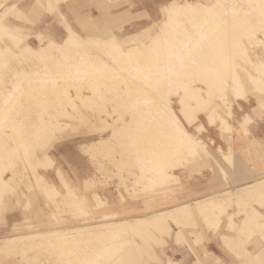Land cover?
<instances>
[{
    "label": "rangeland",
    "instance_id": "1",
    "mask_svg": "<svg viewBox=\"0 0 264 264\" xmlns=\"http://www.w3.org/2000/svg\"><path fill=\"white\" fill-rule=\"evenodd\" d=\"M32 1L33 0H0V5H1L0 6V19L3 18L2 22H5V23L10 22L13 24H17V25H19V27H20L19 29L21 31L20 37H19V39H17L18 48L20 49V53H18L19 54L18 63L21 65V66L20 65L19 66H20V77H22V84H21L22 86L19 87V91L17 93H18V95L20 94L19 97L20 96L21 97L17 99L18 102L16 101L17 102V103H15L16 106H14L11 109V111L15 110V113H21V115L24 116V117H22L19 114H17L19 116L15 115L16 118L17 117L21 118V120H20V118L19 119L15 118L17 121H19L18 123H20V125L14 119H12V122H10V123L7 122L5 124L6 125L5 129H7V132H5L4 131L5 129L3 128V127H5V125L2 126L3 133L5 132L2 135H5L6 137H8V138H6L7 141H9L10 138H12L11 142L12 141L13 142L11 143L9 141V144H8V142L5 140V137H4V139L2 138L4 141L1 139L2 145L4 146L5 141H6L8 146L5 145L7 147H2L3 149L1 148V150H0V154L1 153L4 154L3 155L4 158L2 157L0 159V169H2V170H0V175L3 174V176L10 177V176H12L13 172L15 171V174H16L15 176L19 181V185H17V186L15 185L14 188L10 187V183L0 186V213H1L0 214L1 215L0 216V237L13 236V235L18 234V233H32V232H36L39 230L54 229V228L59 227V226H61V227L78 226V225L86 224V222H92V221L102 222L105 220V216H104L105 212H107V211L121 212L122 205L124 203H128V201H131V200L137 201L139 199H142V202H143L146 199H148L149 197L161 198L164 193H167V194L170 193L171 194L173 192L180 191L181 190L180 183L177 182L176 178H170V179L168 178L167 183H164V184H162L160 182H157L156 184H152L151 182H149L145 179L141 180V178H140L142 172L145 169V166H146L148 160H150V158H152V157H155V155H156L155 151H157V153H158V151L161 150L162 148L166 149L167 147L170 148V146H171L168 144L171 143L170 141H172V137L169 138L168 136L170 135V132H171L170 130L172 127V122H173L171 119L172 117L169 114V112H167V114H165L166 112L164 114L161 111L157 112L162 108L160 103H158V100H159L158 96H162V94H164L163 91H165L167 93L170 91V93H168V94L171 95L172 100H173V102L171 103L172 107L174 108V110L176 111V113L178 114V116L180 117L182 122L187 126L188 130L193 135L202 137L209 144V146L213 152H216L217 148L220 145V147H222V149L229 154V160L226 163L224 162V165H225V168L227 171V182L231 186L240 185V183H242V181H243L242 178H244L245 174H244V172L242 173L240 171V169L241 168L246 169V167L249 168L254 164V161H255L254 155L255 154L253 152V149H254V145H255V127H260L257 123L260 122L261 120H264V114H263L264 113V99H262V98H264V82L262 81V80H264L263 79V77H264V66H263L264 65V63H263L264 62V52L262 51V49L260 47V42H258L259 39L260 40L262 39V41H264V21H262V19L264 18V9H261L264 7V0H260L261 4L257 3L258 0H255V2H254V0H247L248 2L246 0H226V2L224 1V4L226 3L227 5L226 4L224 5L222 2H220L221 4L218 3L217 5L214 6L215 10L212 9L213 11H210L211 15L208 16V19L210 17V19H212V21H214V23L216 21L220 22V20H222L224 18L227 19V20H222L221 21L222 23L220 26H221V28H223V29L226 28L228 30L229 34L227 33V40L228 39L229 40L227 42L228 43L227 45H229V44L230 45L228 46V49H227L228 53L226 54L227 56L225 59L222 60L221 57L215 56L213 58V60L218 57V62L216 61V59L214 61L211 60L216 65V67L214 64H212V65L209 64V63H211L210 60L207 63L206 61L201 60V58H202L201 56L196 54V55H193V59L191 60L192 63L189 62L190 60L188 61V64L190 66L192 65V68L191 67L189 68L190 69L189 73H192V74H187L182 78L180 77V75L177 76V77H180L181 80H183L186 83H188L192 80H196L197 81L196 85H199L201 88L200 94L195 93V91H194L195 95H192V99H190L189 97L186 98V100L190 99L191 101L190 100L189 101L192 104L194 103L192 105V106H194L193 107L194 109L192 108L193 112L196 111V109L198 107L201 110H205V113L200 115V121L194 123L192 126L187 124L188 120H187L186 116H188V119H190V121L193 120V117L192 116L189 117V112H187V110L185 112H187L188 114L181 112L183 110V106H184L181 102L182 100L179 99V98H182L180 96V93L182 94L181 90H179L178 94L175 95V94H173V92L171 90H169L168 85H166V86L164 85V86L160 87L157 84L154 85L156 88L154 86L149 87L150 89L146 88V90L148 89L147 91H145V89L144 90L141 89L142 87L140 86V83L138 82L139 79H140L139 80L140 82L143 80V75H142L143 71L141 70V68H143V67L146 68V66L149 64L148 61L150 60L151 55H152V57L155 56L154 58H156V53H150L146 49L143 50L144 48H141V49H136L135 52H132V53H126L125 52L124 54H122L120 52L116 53V51H114V52H112L114 55V57H113V55H110L111 53L109 52L110 48L108 45L109 42L107 40L109 39V36L112 32L118 31L119 26H122V28L125 30V32L131 33V32H134L136 30H139L143 27L149 26V25H151V23L153 24L154 21L161 19V17H162V9L161 8L164 4L160 7L159 19L151 20L150 22L143 24V25H138L135 23L126 24L125 22H118L117 20L115 21V19H114V14H116V13H114V11L118 10L119 9L118 7H120L121 5L127 3L126 0H100V2H102V5H104L107 8H85L86 3H84L83 0H81V2H83V3L77 5V8H64V5L68 4L69 2H66L64 0H43L41 2L42 4L37 3L36 5L31 7L32 8L31 9L28 5L31 4ZM169 1H171V0H168L166 3H168ZM181 1L186 2V1H197V0H181ZM203 1L209 2L212 0H203ZM237 1H238V3L241 2L239 5L241 11L236 12L234 15H232L233 12L230 11V9H231L230 7H232L235 4V2H237ZM242 1H243V3H242ZM13 2H17V6L21 7V9H23L26 14H24L18 10L10 9L9 5L12 4ZM43 3L45 5L44 7H43ZM88 3H90V6H94L93 2H91V1L90 2L88 1ZM260 5H262V6L260 7ZM28 8H30V10ZM257 8H258V10H257ZM259 8L262 10L263 14ZM250 10H251V12H250ZM27 11L29 13V16H28ZM59 11L62 12V18L59 15ZM96 11L99 13L98 18L95 17ZM221 12H222V14H221ZM204 13L205 12H198V14H196L194 16V18L200 17L198 20L196 19L198 23L201 22L202 17L206 15ZM200 14H202V15L200 16ZM214 14H216V15H214ZM218 14H219V16H218ZM221 15H222V17H221ZM253 15L255 17H253ZM88 16H90V17H88ZM239 16H240V19L242 17L243 18L240 20ZM194 18H193V21H195V23H197ZM184 19L182 18V22H181L183 25L186 24V26H189V25L194 23V22L190 23L189 18L185 19V21H184ZM208 19H207V22L209 24H211L212 22L209 21L210 19L209 20ZM246 22H248V24H250L252 27L250 25H248ZM86 23L88 25H86ZM67 24L70 25L71 27H73L83 37L87 36L89 33H90L89 35H94L93 34L94 32L95 33L98 32V33L96 34L95 37H93L91 40L86 41L85 43L83 42V43L78 44V45L72 43V45H70V47H69L70 49L68 48L69 50L68 49L65 51L63 50L62 52H58L56 50H53L52 52L42 54V56L40 55V57H38L37 55H31V54L27 53L26 51H24L23 45L26 42H29L33 48L41 47V44H45V42H47L48 39H52L54 41L61 43L62 41H64L66 34H67L66 33V26H64ZM243 24H245L246 27ZM89 26H90V28H89ZM249 26H250L251 30L253 28V32L251 30H249L250 29ZM95 27L97 29L99 28L100 31H99V29L97 31V29ZM242 27L244 29H242ZM92 30H93V33H91ZM229 30H230V32H229ZM231 31L233 32V34ZM248 31H249V33H248ZM244 33H246V35ZM23 36H25V37L23 38ZM98 36L100 38H97ZM180 36H181V33L176 34L174 39L177 41V43L175 41L174 44L175 43L179 44L181 41H183V40H181ZM237 36H238V39H237ZM256 37L258 38V40H256L257 39ZM3 38L4 39L1 40L2 41L1 44L4 43L5 40L9 41V37L7 35L3 36ZM232 38L233 39L235 38L236 40L235 39L232 40ZM248 39H249V41H248ZM21 40L22 41L25 40L26 42L25 41L22 42ZM238 42H239V44H238ZM255 42H256V44H254ZM182 43H184V42H182ZM11 44H13V42ZM176 44L174 46L172 45V47H177L180 45V44L179 45H176ZM232 44H236V45L234 47H232L233 46ZM20 47H22V49ZM73 47H74V49H73ZM230 47H232V48H230ZM86 48H88L87 51H86ZM248 49H249V51H248ZM82 50L83 51L85 50L86 52L84 51L85 52L84 53ZM92 50L94 52H92ZM241 50H242V52H241ZM138 51L139 52L142 51V52L139 53ZM146 51L148 53H146ZM88 52H90V53H88ZM97 52L99 55L97 54ZM92 53L95 54L96 57ZM230 54L233 56L232 58H231ZM73 55L75 57H73ZM91 55H93V57ZM97 55H98V57H97ZM100 55L104 56V57L101 58ZM119 55H120V57H119ZM142 55L145 56L144 59H143ZM158 55L160 57V55L163 56L164 53H163V55L161 53ZM77 56H78V58H77ZM82 57H83V59H82ZM107 57L108 58L110 57V60H109L110 63L105 62L106 61L105 58H107ZM115 57L118 59V61H117V59H115ZM96 58H98V60ZM139 58H140V61H139ZM227 58H228V61H227ZM104 59H105V61H104ZM237 59H240V60H237ZM70 60H71V62H69ZM76 60H78V61H76ZM80 60H82V62ZM100 60L102 63L100 62ZM130 60L132 62L136 60L135 62H137L138 64L134 62V66H133V63L130 62ZM91 61H92V64L94 63L93 65L91 64ZM127 61H129L128 62L129 64L126 63ZM66 62H68V63H66ZM123 62H124V64H123ZM194 62H196L197 64ZM200 62H203L204 66H205V64H209L213 68L211 67L212 69L211 68L208 69L207 67H204L206 69L205 70L204 68L199 67V66H203V65H200ZM216 62L219 63L218 65H220V66H218ZM231 62H234V63H232L234 66L233 65L231 66ZM26 63L29 65H27ZM103 63H104L105 69L104 68L97 69L96 71H94L92 69V68L95 69L96 67H98L100 64H103ZM228 63H229V66H227ZM31 64L33 66L32 69H30ZM65 64L69 65V66H70V64H72V65L70 66L71 68L68 67L66 70H63V71H66V72H64V75H65L64 79L65 80L64 79L61 80V78H59V76L61 75V73H63L62 69H64V67L62 68V66H64ZM87 64H90V66ZM97 64H99V65H97ZM110 64H111V66H108ZM127 64L132 65V69L134 71L132 69H130L131 66H128ZM237 64H239V66ZM256 64L259 66H256ZM261 64H262V66H261ZM253 65H255V66H253ZM40 66H42V67H40ZM78 66H79V68H78ZM135 66L139 70L136 69ZM235 66L236 67L238 66V67L236 68ZM25 68H27L29 70L28 71L22 70ZM75 68H77L76 71L74 70ZM122 68L124 70H123V72H120L119 70L122 71ZM145 68H143V69H145ZM261 68H263V69H261ZM125 69L129 70V71H126ZM233 69H236V70L234 71ZM53 70H54V72H53ZM209 70L211 72H209ZM89 71L91 72V74L95 73V76L89 77V78L95 79L98 83V85L96 87L97 89L95 92L96 94L94 93L95 96L93 97L95 100L93 98H87V99H85V98L82 99L79 97L77 98V96H76L81 91L84 92L85 94H92L93 93V92H91V90L88 89V86L86 84L87 77L85 76V74H87V72H89ZM201 71L203 73H206V74L201 73ZM56 72H57V74H56ZM78 72H80L83 76L80 75V73H78ZM116 72H117V74H116ZM133 72H134V74H133ZM214 72H215V74H214ZM218 72L222 75L220 76V74ZM249 72H250V74H249ZM48 73L50 75H48ZM100 73H102V74H100ZM120 73L126 74V75L122 74V76H121V77L125 76L124 77L125 79L120 78V75L118 77V74H120ZM200 73H201V75H200ZM35 74H37V75H35ZM198 74H199V76H197ZM25 75L27 76V78L28 77L29 78L27 79ZM139 75L142 76V79L138 78V77H141ZM249 75L250 76L253 75L255 80H253L252 77H249ZM32 76L34 77V79L32 78ZM70 76H72V77H70ZM128 76H129V78H128ZM189 76L191 79L188 78ZM126 77L129 80H127ZM199 77L200 78H206L207 77L208 79H210V83L213 84V86L210 85V87H207L205 84L200 83ZM236 77H237V79H236ZM54 78H55V81H57V82H54ZM72 78H74V79H72ZM83 78H84V80H83ZM113 78H115V79H113ZM39 79H40V81H39ZM76 79H79V80H76ZM259 79L261 80V82L258 81ZM27 81H29L30 83ZM77 81L80 83H77ZM91 81L92 80L90 79L89 82H91ZM125 81H126V83H125ZM135 81L137 83V84L135 83L137 86L134 84ZM246 81H248V82H246ZM44 82H46V83H44ZM51 82L53 85L54 84L56 85V86L54 85L55 88L53 85H51ZM112 82H115V83H112ZM226 82H227V84H225ZM239 83H240V86H239ZM125 84H128L129 86L126 85L127 87H125ZM143 84H144L143 88L145 86H147L145 83H143ZM230 84H232V86ZM257 84H259V85H257ZM38 85H40L41 88ZM115 85H117L118 88H116ZM245 85H247V87ZM82 86H84V87H82ZM109 86L112 88H110ZM177 86H181V85L178 84ZM21 87L22 88L24 87L25 90H24V88L22 89ZM106 87H107V89H106ZM132 87H133V89H132ZM137 87L140 91L138 89H136ZM170 87L174 88L175 85H171ZM233 87L235 89H237L236 90L237 93H235V89ZM79 88H81V89L79 90ZM99 88H100V90H99ZM127 88L128 89L130 88L131 92L133 91L134 93L140 92L139 94H137L139 96H136V94H134L133 92L131 93L130 90H128ZM134 88L136 89L135 91H134ZM157 88H158V90H156ZM21 89H22V92H20ZM162 89H163V91H162ZM155 90H156V92H155ZM35 91L38 92L40 98H38V94ZM126 91H127V93H126ZM142 91H145V93H141ZM157 91H159L160 93L159 92L157 93ZM239 91H241V92H239ZM244 91H245V93H244ZM26 92L29 94H27ZM48 92H49V94H48ZM52 92H53V94H52ZM153 92L156 93L158 96L156 94H154ZM223 92H225V95ZM241 93H243L244 95ZM25 94H26V96H25ZM130 94L132 96L134 94L133 99H132V96ZM143 94H144V96H143ZM145 94H147L149 96V98L147 95L145 96ZM151 94H153V95H151ZM197 94L201 95V96L199 97V96H197ZM30 95L31 96L33 95L32 99L30 98L31 97ZM42 95H44V96H42ZM54 95H56V97ZM104 95H105V97H104ZM114 95H116V96H114ZM141 95L145 99L146 98L147 99L144 100L143 97H141L139 99V97ZM91 96H93V95H91ZM117 96L120 97V99ZM126 96H127V98H126ZM130 96H131V98H130ZM154 96H156L157 98ZM194 96H196V98ZM224 96L226 98L227 97L228 98L226 99ZM21 98H23V99L21 100ZM105 98H106V100H104ZM117 98H118V100H117ZM128 98H129V100H128ZM255 98H257V99H255ZM25 99H28V100L30 99V100L28 102ZM88 99H90L92 101H90ZM198 99L199 100L201 99L202 101H199ZM206 99L207 100L209 99V101H205ZM32 100H33V102H32ZM48 100L51 102V105L47 104V103H49ZM59 100H61V101H59ZM68 100H69V102H68ZM113 100H115L116 103H115V101L113 102ZM228 100H229V102H228ZM23 101H24V103H23ZM83 101H84V103H83ZM131 101H133V102L131 103ZM145 101L146 102L149 101L147 103H149V105L151 107L148 106L147 103L145 104ZM150 101H152L151 104H150ZM36 102H38V104H36ZM89 102H90L91 106H90ZM96 102H97V105L99 104L100 106L95 105ZM155 102L157 104H155ZM196 102H198V105ZM222 102H223V104H222ZM18 103L21 104L23 107L21 105H18ZM75 103H77V104H75ZM119 103H122V104H119ZM125 103H126V105H125ZM24 104H25V107H24ZM29 104L33 105L34 108H32V106H30ZM59 104H60V106H58ZM69 104H73V105H69ZM143 104H144V106H143ZM153 104H155V106H158L160 109H158V110L155 109L158 107H153ZM224 104L226 107H224ZM121 106H123V107H121ZM195 106H197V107L195 108ZM214 107L216 110L214 109ZM45 108H46V110H45ZM97 108H99L101 111L100 110L98 111ZM131 108H136V109H131ZM141 108L145 109L146 114L143 113L144 110H142ZM147 108H149L150 110ZM153 108H154V110H153ZM128 109H130L132 111H129ZM259 109H261V110H259ZM79 110H81V111H79ZM134 110L137 112H133ZM146 110H148V111H146ZM151 110H153V111L151 112ZM212 110H214L215 112H213ZM218 110L223 114V117L225 120H221L215 114V113H217ZM35 111L38 114H36ZM119 112L121 115H123V120L119 119V116H120ZM154 112L155 113L157 112V114H155ZM210 112L214 113V114H210V115H212L213 118L210 117V115H209ZM42 113H44L45 115L43 116ZM83 113L85 114L84 116H83ZM142 113L144 114V116H142L143 115ZM147 113H149V115ZM161 113H162V115H166L165 116L166 119H165V117L161 116ZM86 114H87V116H86ZM139 114L141 117L137 116ZM168 114H169L170 119L167 116ZM134 115H136V116H134ZM147 115H148V117H147ZM151 115H152V117H151ZM49 116L52 117V119ZM133 116H134V118H133ZM42 117H43L44 121H43V119H41ZM86 117H87V119H86ZM167 117H168V119H167ZM209 117H210V119H209ZM47 118H48V120H47ZM151 118H153L154 123L150 122ZM116 119H118V120H116ZM140 119H141L142 123L144 121V123H145L144 125H142L140 123L141 122ZM147 119H149L148 120L149 122L147 121ZM162 119L164 120V122L165 121L166 122L164 123L162 121V124L160 125V122H161L160 120H162ZM57 120H59V121H57ZM60 120H62L63 122ZM31 121H32V123H30ZM52 121H53V123H52ZM125 122L127 123L128 129L125 128V130H123L121 132L118 131L117 134L114 135V137L111 136L113 134L114 129L111 128L110 124L123 125ZM158 122H159V124H158ZM44 123H46L47 125ZM138 123L140 124V126H138ZM149 123L151 126L149 125ZM152 123L154 125L157 123L158 125L156 124L154 127V125ZM166 123L168 126L165 125L163 127V125ZM168 123L170 124V126ZM201 123L207 128V130H204L203 127L201 125H199ZM211 123H214V124L212 125ZM37 124L39 127L36 126ZM55 124H58L59 126L55 125ZM75 124H77V125H75ZM146 124H148L150 127L147 126ZM13 125L17 126V128ZM21 125L22 126L24 125L23 128ZM152 125H153V127H152ZM93 126H94V129H93ZM144 126L148 127L147 130H145L146 127L144 128ZM166 126L168 129L169 128L170 129L168 130L166 128ZM14 127L17 129V131L19 133L18 137H17V134L15 133ZM91 127H92V130H91ZM20 128H21V130H20ZM150 128L153 129V130H151V132H150ZM139 129H140V132L138 133ZM156 129L158 130V134L156 133L157 132ZM165 129H167V130H165ZM8 130L11 133L8 132ZM19 130L21 132H24V130H25V132L21 133V132H19ZM141 131H143V132H141ZM144 131H146V132L148 131V133H146ZM153 131H154V133H156L155 135L150 134V133H153ZM165 131H167V132H165ZM163 132H165V133H163ZM6 133L7 134L10 133V136H9V134L7 136ZM160 133H162V134H160ZM36 134H37V136H36ZM141 134H142V136H141ZM159 134L162 136H160ZM163 134L165 136L166 135L167 136L165 137ZM27 135L30 137H28ZM109 135H110V137L114 138V142L107 145L106 146L107 148L105 150L101 149V150L96 151L92 154H90L86 150V143H89L90 141H93V140H98L101 137H109ZM131 135L133 137L135 136V138H134L135 141ZM138 135H139V137H137ZM150 136H152V137H150ZM156 136H158L159 138ZM163 136H164V138H163ZM25 137L29 138L30 140H28ZM167 137L169 139H167ZM21 138H23V139H21ZM32 138L34 139V141L32 140ZM56 138H58V139H56ZM140 138H141V140H140ZM24 139L26 142L24 141ZM126 139H127V141H126ZM153 139H155V140L153 141ZM211 139L214 140L213 143H211ZM68 140H71L72 142H74L76 144H80L78 150L81 153V155L85 156V158H86L85 174L87 176H86V180H84V182H83V187L81 190L78 187H75L74 181L69 178L70 174H69L68 170H70L71 167L68 164H66L67 162H66V160H64V156L62 154L56 153V146H58L59 144H62L65 141H68ZM137 141L140 143H138ZM151 141H153V142H151ZM29 142H31V143H29ZM129 142L130 143L133 142V143L128 144ZM12 144H13V146H12ZM125 144H127V145H125ZM143 144H145V145H143ZM160 144L162 145V148H160L161 147ZM21 145L23 148L21 147ZM33 145H35V146H33ZM130 145L132 146V148H130L131 147ZM135 145H136V147H135ZM139 145L140 146L142 145L144 148L142 146L140 147ZM145 146L148 147L149 150L146 149ZM150 147H151V149H150ZM9 149H11V150H9ZM126 149H128V151ZM14 150H16V151H14ZM151 151H153V152H151ZM98 152L100 155L98 154ZM132 153L134 156L132 155ZM235 154H237V156H235ZM239 154H242V155L239 156ZM37 155H38V157H37ZM128 156H130V157H128ZM36 157H37V160L35 159ZM46 157H48V158L50 157L51 159L47 160ZM120 157H121V160L118 161L116 158H120ZM129 159L132 160V162ZM171 159L172 158H170V161L169 160L167 161V162H169V163H167V170L169 172L175 171L180 176L181 181L185 182L186 185H185L184 189H185L186 193H189L191 190H194V189L198 188L199 186H204V185L205 186L208 185V186H210V188H213V186L225 187L226 182L221 177V175H219L218 167L215 164L209 162L208 159H205L207 162H203V160H195V159H192L190 157L184 158V159L183 158L177 159L176 157L175 158L173 157V160H171ZM259 160H260V157H259ZM190 161H192V162H190ZM1 162L3 163V165L1 164ZM99 162H101V163H99ZM172 167H174V168L171 169ZM54 170H56V178H54L53 174H52V172ZM40 175H42V177ZM164 186L166 189L164 188ZM94 192L97 193L96 199L92 195ZM112 192L116 193L117 200H115V201L112 200V197L110 195V194H112ZM191 192H194V191H191ZM28 193H29V195H28ZM82 194H85L89 200V210L85 208L84 200H82L80 198V196ZM1 195L2 196L4 195L3 196L4 198ZM6 197H7V199H6ZM5 200L6 201L8 200L9 203L8 202L4 203ZM261 201L263 202V205H262V207H263L264 206V197L263 196L259 197L257 204H259L258 202H261ZM11 207H13V208H11ZM233 210H234V208L230 209V211H233ZM133 213H141V214H133ZM144 213H145V211L144 212L139 211V212H132L130 214L142 215ZM3 217H4V220L3 219L1 220V218H3ZM195 219H196V221L194 219L182 221L183 224H180V225L175 224L174 222H171L169 226L167 225L166 227H162L160 229L149 228L147 230L148 232L145 231L146 234L147 233L150 234L149 239L147 236L144 235V231L142 232L143 234L140 233V235H142V236H140L139 233L138 234L136 233L137 235L135 233L128 234V237L132 239V241H131L132 245L131 244L129 245V247H131V248L125 247V249H123L124 247H122V248L119 247V249H118L119 253L116 252L117 250L114 253L111 252L110 250H109V252L108 251L104 252L103 249L100 250L101 247L103 248V246H102L103 242L102 241H106L107 240L106 236L108 237L109 235H96L97 237L95 235H94L95 237L94 236L93 237H88V236L84 237L83 236L84 239H86V240H82V239L77 238L79 241L81 240L80 241L81 245H79V246H78L79 241L77 240V242H78L77 243L75 241L76 239H74L76 237L70 238L72 240V242L69 241L70 239H68V241L64 240L65 241L64 242L55 236L50 237L44 241L37 240L38 243L36 241V242H33L31 244H28V245L20 244L17 246H8V247L4 246V247H0V256H1L0 257V264H38V263H40V264H56V263L57 264H64V263L65 264H73L75 261L77 264H81L84 260H86V261L83 262L82 264H91L92 261L95 262V263L94 262H92V263L97 264V262L99 260H102L103 258L104 259L106 258L105 260H102L103 263H101V261H99L98 264H106V263L110 264L109 263L110 260H111V262H113L114 259L115 260L117 259L116 257H118V260L120 259L121 261L116 260L112 264H122V262L124 264H127L128 263L127 260H129L130 264H135V263L136 264H139V263L140 264H148V263L149 264H162V263L163 264H190V262L193 259H194L195 264H204L205 258L207 256L206 245L211 239V238H208V236H207L208 232L220 234L221 231L225 230L226 232H223V233L228 234V233H230V231L228 229H226V215L223 216L224 222H223V224L219 230H215L213 228H209V227L205 226L202 223L201 218L199 216H197V218H195ZM2 221H4V222H2ZM186 223H187V225H186ZM169 230H170V232H169ZM263 230H264V226H263ZM176 231H178V232H176ZM183 231H185V232H183ZM152 233H154L156 240L154 239V237H152L153 236ZM253 233L251 232L249 234L243 235V240H244L243 244L244 245L241 247L233 248V250H232V248H230L227 245V243H225V241H223V243L229 250H231L233 252H237V254L239 256H242L241 254H245L247 256H252L253 254L249 253L248 251H245L244 249L247 250V247L253 244L254 234H256V232L254 234ZM149 234H148V236H149ZM90 236H92V235H90ZM99 236H101L102 239L103 238L104 239L102 240ZM186 237L189 238L192 247L188 246V244L185 242ZM89 238H91L93 240L95 238L94 242H96V240H98V242H96V244H94V242L91 241V239H90L89 242L91 243V245H88L89 242L87 240H89ZM108 238H110V237H108ZM151 238H153L154 241H152ZM249 238H251V239H249ZM99 239H101V240H99ZM57 240H59V241H57ZM83 241H86L87 243L84 242L82 244ZM133 241H135V244ZM146 241H147V244H146ZM69 242H70V244H69ZM148 242L152 243V245H149ZM153 242L155 243V246H154ZM72 243L75 247H80V246L84 245V248H82L83 246L81 247L83 250L85 249V247L87 249L90 246L87 250L89 252L92 250L93 251L89 253L87 250L83 251V250H81V248H79L81 251V253H80V251L76 250L77 248L74 249L75 247L72 245ZM98 243L99 244L102 243L101 246L97 245ZM63 244H65V245H63ZM92 244L94 245V247L92 246ZM61 245H62V247H61ZM67 245H70V246L66 247ZM216 245H218V244H216ZM32 246H35L34 249ZM99 246H100V248H99ZM132 246L133 247L135 246V247L133 248ZM137 246H138V248H137ZM146 246H147V248L150 247V248H148L149 253H151V255H153V253H154L156 257H154V255L153 256L150 255L151 256L150 257L147 249H146V251H147L146 253H145V250H144V252H143V250L141 251V249L142 248L145 249ZM153 246H154V248H151ZM63 247H66V248H64V250H65V252H67V254H65ZM69 247H70V250L68 251ZM96 247H97V250H95ZM120 248L123 250L120 251ZM19 249H22L23 251L19 250ZM56 249H58V250L56 251ZM73 249L75 252L73 251ZM129 249H131L130 252H132V251L133 252L130 254V252L128 251L129 254H127V253L124 254L125 252H127L126 250H129ZM200 249L203 251L204 254L200 255ZM241 249H242V251H241ZM152 250H154V251H152ZM53 251H54V253H53ZM62 251L66 255V256H64L65 258L63 257V255H61ZM76 251H78V253H80V254H78ZM95 251L97 253L101 252L100 255L97 254ZM134 251H135V253H134ZM36 252H37V254H36ZM51 252L53 254H51ZM93 252L95 254H93ZM106 252H108V253H106ZM122 252H124V253H122ZM69 253H71L72 257L70 256ZM75 253L78 254V255H76L77 257L75 256ZM85 253H86V255H84ZM102 253L106 257H103ZM109 253L111 254V256ZM115 253H117V254H115ZM45 254L47 257L46 256L44 257ZM72 254H74V255H72ZM123 254L125 255V257H123L124 256ZM37 255H39V256H37ZM41 255H42L43 259L41 258ZM67 255L69 257H71L69 260H68L69 257H67ZM81 255H82V257H81ZM88 255H92V256H88ZM94 255L97 256V259H96V257H94ZM101 255H102V257H101ZM108 255L110 256V258H109L110 260L107 257ZM114 255H115V257H113L114 259H112V256H114ZM137 255H138V258L136 257ZM9 256H10V258H9ZM86 256L88 258L93 257L94 259L91 258V260L89 259L90 260L89 261L88 258H86ZM51 257H53V259H51ZM98 257H100L99 260H98ZM66 258H67V260H66L67 262L64 260ZM72 258H74V259H72ZM78 258H83V260H78ZM136 258L139 259L140 261L139 260L136 261ZM30 259H31V261H29ZM32 259H34V260H32ZM61 259H63L64 261ZM124 259H126V260L123 261ZM257 259L258 258L252 257L251 262L249 261L250 262L249 264H254L257 261ZM14 261L16 263H14ZM32 261H34V262L31 263ZM68 262H72V263H68ZM216 262H217V264H220L221 261L219 259H216Z\"/></svg>",
    "mask_w": 264,
    "mask_h": 264
},
{
    "label": "bare ground",
    "instance_id": "2",
    "mask_svg": "<svg viewBox=\"0 0 264 264\" xmlns=\"http://www.w3.org/2000/svg\"><path fill=\"white\" fill-rule=\"evenodd\" d=\"M43 0H33L32 2H31V4H29L28 6L31 8V7H33L34 5H36L37 3H41ZM64 1H66V2H70V4H71V2H73L72 4V6H77V5H79V4H81V3H88V1L90 2H99V0H83V2H81V0H64ZM224 1L226 2V0H212V1H201V0H197V1H186V2H182L181 0H171V1H169L168 3H166V4H164L163 6H162V17H161V19H159V20H157V21H154L153 22V24L151 23V25H149V26H146V27H143V28H141V29H139V30H136V31H134V32H131V33H127V32H125V30L122 28V26H119V30L118 31H114V32H110L111 34H110V36H109V39L107 40L108 42H109V52L111 53L110 55H113V53L112 52H114V51H116V53L117 52H120V53H122V54H124L125 52L126 53H132V52H135V50L136 49H141V48H144L143 50H147V51H149L150 53H156V58H154V57H152V55H151V57H150V60L148 61V65L146 66V68L145 67H143V68H145V69H143V68H141V70L143 71V73H142V75H143V82L141 83L139 80H138V82L140 83V86L142 87L141 89L142 90H144L145 89V91H147L148 89H150L149 87H153L155 84H157L158 86H160V87H162V86H166V85H168L169 86V90H171L172 92H173V94H178V92H179V90H181V92H182V94L180 93V96L182 97V98H179V99H181L182 101V104L184 105L183 106V110L181 111V112H183V113H186V114H188L187 112H189V117L190 116H192L193 117V120L192 121H190V119H188V116H186V118H187V120H188V125H190V126H192L194 123H196V122H199L200 121V115L201 114H204L205 113V110H201V109H199V107L196 109V111H194L193 112V110H192V108L194 107V106H192L193 104L190 102L191 100L190 99H192V95H195L194 94V91H195V93H198V94H200L201 92H200V86L199 85H196L197 83V81L196 80H192V81H190V82H188V83H186V82H184L183 80H181V78L182 77H184L185 75H187V74H192V73H189L190 71V67L192 68V65L190 66L189 64H188V61L189 62H191L192 63V59H193V55H199V56H201L202 58H201V60H203V61H206L207 63L209 62V60L211 61V60H213V58L215 57V56H218V57H221L222 58V60L223 59H225L226 58V54L228 53L227 52V49H228V46L230 45H227L228 43V40H227V33H228V30L226 29V28H221V21L222 20H227V19H222V20H220V22L219 21H216L215 23H214V21H212V19H210V17H209V19H208V16L209 15H211V12L210 11H213L212 9H214L215 7V5H217L218 3H220V2H222L223 4H224ZM247 1V0H246ZM49 2V1H48ZM248 2V1H247ZM246 2V3H247ZM254 2H255V0H254ZM104 3V2H103ZM230 3V2H229ZM240 3L241 2H239L238 3V1L237 2H235V4L232 6V7H230L231 9H230V11L231 12H233V14L232 15H234L236 12H239V11H241V9H240ZM242 3H243V1H242ZM257 3H259V4H261L260 3V0H258V2ZM42 4V3H41ZM221 4V3H220ZM226 4V3H225ZM224 4V5H225ZM227 5V4H226ZM250 5V4H249ZM1 6V5H0ZM10 6V9H12V10H18V11H20V12H22V13H24V14H26L25 13V11L23 10V9H21V7H19V6H17V2H13L12 4H10L9 5ZM41 6V5H40ZM45 5H44V3H43V7H44ZM56 6V5H55ZM256 6V5H255ZM259 6V5H258ZM262 5H260V7H261ZM8 7V6H7ZM16 7V8H15ZM226 7V6H225ZM30 8H28L29 10H30ZM57 8V7H56ZM79 8V7H78ZM32 9V8H31ZM46 9V8H45ZM218 9V8H217ZM223 9V8H222ZM260 9V8H259ZM261 9H264V7L263 8H261ZM260 9V11L262 12V10ZM35 10V9H34ZM215 10V9H214ZM246 10V9H245ZM255 10V9H254ZM257 10H258V8H257ZM226 11V10H225ZM229 11V12H230ZM198 12H205L204 14H206L205 16H203L202 17V20H201V22H197V20L200 18H194V16L196 15V14H198ZM215 12V11H214ZM217 12V11H216ZM250 12H251V10H250ZM27 13H28V11H27ZM227 13V12H226ZM38 14V13H37ZM203 14V13H202ZM202 14H200V16L202 15ZM217 14V13H216ZM216 14H214V15H216ZM221 14H222V12H221ZM241 14V13H240ZM239 14V15H240ZM245 14V13H244ZM249 14V13H248ZM256 14V13H255ZM262 14H263V12H262ZM59 15L61 16V18H62V12L61 11H59ZM243 15V14H242ZM28 16H29V13H28ZM218 16H219V14H218ZM236 16V15H235ZM88 17H90V16H88ZM197 17V16H196ZM214 17V16H213ZM212 17V18H213ZM221 17H222V15H221ZM245 17V16H244ZM253 17H255L254 15H253ZM261 17V16H260ZM16 18V17H15ZM20 18V17H19ZM32 18V17H31ZM182 18L184 19H188L189 18V22L190 23H193V24H191V25H189V26H186V24H182L181 22H182ZM193 18L196 20V22L197 23H195V21H193ZM215 18V17H214ZM243 18V17H242ZM241 18V19H242ZM247 18V17H246ZM3 19V18H2ZM2 19H0V150H1V148L2 147H7L8 146V144H9V141L11 142V140H12V138H10V140L9 141H7L6 140V138H8V137H6L5 135H2V134H4L5 132H7V129H5L6 128V123L7 122H12V119H14L15 121H17L16 119L18 118H16V116L15 115H17V114H19V115H21V113H15V110H12L11 111V109L14 107V106H16L15 105V103H17L18 101H17V99L18 98H20L19 97V95H18V91H19V87L20 86H22L21 84H22V77H20V64L18 63V58H19V54L18 53H20V49L18 48V42H17V39H19V37H20V33H21V31H20V27H19V25H17V24H13V23H10V22H7V23H5V22H2ZM5 19V18H4ZM34 19V18H33ZM87 19V18H86ZM185 19H184V21H185ZM207 19L209 20V21H211L212 23L211 24H209L208 22H207ZM221 19V18H220ZM239 19H240V16H239ZM240 19V20H241ZM255 19V18H254ZM262 19V18H261ZM264 19V18H263ZM262 19V21H264ZM6 20V19H5ZM245 20V19H244ZM243 20V21H244ZM248 20V19H247ZM253 20V19H252ZM256 20V19H255ZM229 21V20H228ZM250 21V20H249ZM225 22V21H224ZM83 23V22H82ZM95 23V22H94ZM101 23V22H100ZM99 23V24H100ZM103 23V22H102ZM232 23V22H231ZM247 24H248V22H246ZM253 23V22H252ZM258 23V22H257ZM209 24V25H208ZM233 24V23H232ZM260 24V23H259ZM86 25H88L87 23H86ZM102 25V24H101ZM100 25V26H101ZM226 25V24H225ZM243 25H245V24H243ZM248 25H250V24H248ZM254 25V24H253ZM64 26H66V37H65V39H64V41H62L61 43H59V42H57V41H54V40H52V39H48L47 40V42H45V44H41V47H39V48H33L32 46H31V44L29 43V42H26L25 40H23V41H25L26 43H24V51H26L27 53H29V54H31V55H37L38 57H40V55L42 56V54H46V53H48V52H52L53 50H56V51H58V52H62L63 50L65 51V50H67L69 47H70V45H72V43L73 44H81V43H85L86 41H88V40H91L93 37H95L96 36V34L98 33V32H94L93 33V30L91 31V33H93L94 35H89L90 33V31L88 32L89 34L87 35V36H85V37H83V36H81L80 34H79V32H77L73 27H71L70 25H64ZM242 26V25H241ZM251 26V25H250ZM250 26H249V28H250ZM94 27V26H93ZM224 27V26H223ZM227 27V26H226ZM245 27H246V25H245ZM248 27V26H247ZM252 27V26H251ZM258 27V26H257ZM23 28V27H22ZM89 28H90V26H89ZM96 28V27H95ZM94 28V29H95ZM104 28V27H103ZM102 28V29H103ZM229 28V27H228ZM248 28V29H249ZM97 29V28H96ZM99 29V28H98ZM98 29H97V31H98ZM182 29V30H181ZM238 29V28H237ZM242 29H244L243 27H242ZM91 30V29H90ZM246 30V29H245ZM249 30H251V28L249 29ZM96 31V30H95ZM99 31H100V29H99ZM247 31V30H246ZM252 32H253V28H252V30H251ZM257 31V30H256ZM229 32H230V30H229ZM232 32V31H231ZM262 32V31H261ZM100 33V32H99ZM178 33H181V36H180V38H181V40H183V41H181L179 44H176L177 43V41L174 39L175 38V36H176V34H178ZM248 33H249V31H248ZM247 33V34H248ZM106 34V33H105ZM229 34V33H228ZM232 34H233V32H232ZM238 34V33H237ZM245 35H246V33H244ZM243 34V35H244ZM253 34V33H252ZM8 36L9 37V41L8 40H5V42L4 43H2L1 44V40H3L4 38H3V36ZM28 35V34H27ZM242 35V36H243ZM249 35V34H248ZM102 36V35H101ZM25 36H23V38H24ZM28 37V36H27ZM50 37V36H49ZM179 37V36H178ZM241 37V36H240ZM244 37V36H243ZM97 38H100L99 36L97 37ZM177 38V37H176ZM252 38V37H251ZM257 38V37H256ZM103 39V38H102ZM231 39V38H230ZM235 39V38H234ZM233 38H232V40H234ZM237 39H238V36H237ZM242 39V38H241ZM253 39V38H252ZM105 40V39H104ZM236 40V39H235ZM256 40H258V38L256 39ZM22 41V40H21ZM22 41V42H23ZM176 41V45H179V46H177V47H172V45L174 44V42ZM248 41H249V39H248ZM13 42V44H11ZM182 42H184V43H182ZM246 42V41H245ZM258 42H260V47H261V49H262V51L264 52V41H262V39L260 40L259 39V41ZM22 44V43H21ZM20 44V45H21ZM174 44V45H175ZM238 44H239V42H238ZM254 44H256V42L254 43ZM19 45V46H20ZM83 45V44H82ZM104 45V44H103ZM173 45V46H174ZM233 46L232 47H234L236 44H232ZM245 45V44H244ZM246 46V45H245ZM244 46V47H245ZM251 46V45H250ZM94 47V46H93ZM232 47H230V48H232ZM21 49H22V47H20ZM85 48V47H84ZM236 48V47H235ZM246 48V47H245ZM70 49V48H69ZM68 49V50H69ZM73 49H74V47H73ZM87 49L88 48H86V51H87ZM101 49V48H100ZM108 49V48H107ZM72 50V49H71ZM232 50V49H231ZM236 50V49H235ZM255 50V49H254ZM83 51V50H82ZM85 51V50H84ZM83 51V52H84ZM85 51V52H86ZM146 51V53H148ZM166 51V52H165ZM229 51V50H228ZM239 51V50H238ZM248 51H249V49H248ZM75 52V51H74ZM81 52V51H80ZM79 52V53H80ZM84 52V53H85ZM92 52H94L93 50H92ZM139 52V51H138ZM142 52V51H141ZM141 52H139V53H141ZM241 52H242V50H241ZM73 53V52H72ZM82 53V52H81ZM88 53H90V52H88ZM138 53V54H139ZM162 54L163 55V53H164V55L163 56H161L160 55V57H159V55L158 54ZM166 53V54H165ZM74 54V53H73ZM93 54V53H92ZM97 54H98V52H97ZM145 54V53H144ZM248 54V53H247ZM49 55V54H48ZM72 55V54H71ZM70 55V56H71ZM77 55V54H76ZM93 55H95V54H93ZM93 55H91L92 57H93ZM99 55V54H98ZM98 55H97V57H98ZM102 55V54H101ZM100 55V56H101ZM136 55V54H135ZM235 55V54H234ZM259 55V54H258ZM79 56V55H78ZM78 56H77V58H78ZM87 56V55H86ZM99 56V57H100ZM126 56V55H125ZM124 56V57H125ZM140 56V55H139ZM143 56V55H142ZM230 56H231V58L233 57L231 54H230ZM53 57V56H52ZM73 57H75L74 55H73ZM72 57V58H73ZM89 57V56H88ZM91 57V58H92ZM95 57H96V55H95ZM102 57H104V56H101V58ZM113 57H114V55H113ZM119 57H120V55H119ZM118 57V58H119ZM128 57V56H127ZM131 57V56H130ZM141 57V56H140ZM144 57L145 56H143V59H144ZM147 57V56H146ZM218 57L217 58H215L216 59V61L218 62ZM236 57V56H235ZM245 57V56H244ZM85 58V57H84ZM90 58V57H89ZM100 58V59H101ZM246 58V57H245ZM76 59V58H75ZM82 59H83V57H82ZM97 60H98V58H96ZM105 59H106V61H105ZM104 59V61L105 62H107V63H110L109 62V60H110V57L108 58H105ZM115 59H117L116 57H115ZM214 59V60H215ZM22 60V59H21ZM56 60V59H55ZM60 60V59H59ZM79 60V59H78ZM78 60H76V61H78ZM85 60V59H84ZM95 60V59H94ZM134 60V59H133ZM197 60V59H196ZM213 60V61H214ZM220 60V59H219ZM237 60H240V59H237ZM81 62H82V60H80ZM79 61V62H80ZM88 61V60H87ZM103 61V60H102ZM117 61H118V59H117ZM136 61V60H135ZM135 61H131L130 60V62H132L133 63V66H134V62ZM139 61H140V58H139ZM142 61V60H141ZM194 61V60H193ZM199 61V60H198ZM213 61H211V63H209V64H214L213 63ZM227 61H228V58H227ZM232 61V60H231ZM242 61V60H241ZM28 62V61H27ZM69 62H71V60L69 61ZM94 62V61H93ZM97 62V61H96ZM100 62H101V60H100ZM99 62V63H100ZM104 62V63H105ZM122 62V61H121ZM120 62V63H121ZM129 61H127L126 63H128ZM216 62V63H217ZM225 62V61H224ZM262 62V61H261ZM65 63V62H64ZM66 63H68V62H66ZM98 63V62H97ZM102 63V62H101ZM104 63L103 64H97V65H99L98 67H96L95 69L94 68H92L94 71H96L97 69H102V68H104L105 66H104ZM135 63H137V62H135ZM141 63V62H140ZM190 63V64H191ZM194 63H196V62H194ZM232 63H234V62H231V66L233 65ZM253 63V62H252ZM264 63V62H263ZM262 63V64H263ZM24 64V63H23ZM27 64V63H26ZM48 64V63H47ZM61 64V63H60ZM91 64H92V61H91ZM94 64V63H93ZM92 64V65H93ZM123 64H124V62H123ZM129 64V63H128ZM127 64V65H128ZM138 64V63H137ZM197 64V63H196ZM209 64H205V66H204V63L203 62H200V65H203V66H199V67H202V68H204V67H207L208 69H210L212 66L211 65H209ZM219 63H217V65H218ZM262 64H261V66H262ZM20 65V66H19ZM27 65H29V64H27ZM53 65V64H52ZM72 64H70V66H71ZM84 65V64H83ZM87 65H89L90 66V64H87ZM113 65V64H112ZM117 65V64H116ZM215 65V64H214ZM213 65V66H214ZM226 65V64H225ZM238 66H239V64H237ZM244 65V64H243ZM69 65H64V66H62V68L64 67V69H62V71L63 70H66L68 67H70ZM108 66H111V64L110 65H108ZM124 66V65H123ZM128 66H131L130 67V69H132V65H128ZM127 66V67H128ZM138 66V65H137ZM140 66V65H139ZM196 66V65H195ZM218 66H220V65H218ZM223 66V65H222ZM227 66H229V63H228V65ZM234 66V65H233ZM237 66V67H238ZM253 66H255V65H253ZM256 66H259V65H257L256 64ZM264 66V65H263ZM27 67V66H26ZM32 64H31V68L30 69H32ZM36 67V66H35ZM40 67H42V66H40ZM46 67V66H45ZM50 67V66H49ZM61 67V66H60ZM59 67V68H60ZM75 67V66H74ZM125 67V66H124ZM123 67V68H124ZM215 67H216V65H215ZM226 67V66H225ZM236 67V66H235ZM236 67V68H237ZM28 68V67H27ZM27 68H25V69H22V70H26V71H28L29 69H27ZM71 68V67H70ZM78 68H79V66H78ZM81 68V67H80ZM90 68V69H91ZM122 68V71L121 70H119L120 72H123V69ZM135 68L136 69H138L136 66H135ZM140 68V67H139ZM213 68V67H212ZM211 68V69H212ZM233 68V67H232ZM252 68V67H251ZM35 69V68H34ZM33 69V70H34ZM37 69V68H36ZM46 69V68H45ZM51 69V68H50ZM55 69V68H54ZM60 69V70H61ZM73 69V68H72ZM71 69V70H72ZM105 69V68H104ZM117 69V68H116ZM198 69V68H197ZM205 69V68H204ZM220 69V68H219ZM261 69H263V68H261ZM48 70V69H47ZM75 71L77 70V68H75L74 69ZM83 70V69H82ZM108 70V69H107ZM106 70V71H107ZM110 70V69H109ZM126 70V69H125ZM133 70V69H132ZM139 70V69H138ZM200 70V69H199ZM203 70V69H202ZM206 70V69H205ZM234 71L236 70V69H233ZM32 71V70H31ZM37 71V70H36ZM39 71V70H38ZM52 71V70H51ZM56 71V70H55ZM73 71V70H72ZM112 71V70H111ZM115 71V70H114ZM126 71H129V70H126ZM125 71V72H126ZM134 71V70H133ZM197 71V70H196ZM232 71V70H231ZM243 71V70H242ZM53 72H54V70H53ZM59 72V71H58ZM64 72H66V71H63V73H61V75L59 76V78H61V80L62 79H64V77H65V75H64ZM68 72V71H67ZM85 72V71H84ZM98 72V71H97ZM131 72V71H130ZM137 72V71H136ZM207 72V71H206ZM209 72H211L210 70H209ZM29 73V72H28ZM39 73V72H38ZM50 73V72H49ZM48 73V75H50ZM69 73V72H68ZM77 73V72H76ZM78 73H80V72H78ZM86 73V72H85ZM99 73V72H98ZM198 73V72H197ZM201 73H203L202 71H201ZM201 73H200V75H201ZM213 73V72H212ZM219 73V72H218ZM255 73V72H254ZM56 74H57V72H56ZM100 74H102V73H100ZM105 74V73H104ZM112 74V73H111ZM116 74H117V72H116ZM123 74V73H122ZM122 74L120 73V74H118V77H119V75H120V78H124V77H121L122 76ZM130 74V73H129ZM133 74H134V72H133ZM203 74H206V73H203ZM209 74V73H208ZM207 74V75H208ZM214 74H215V72H214ZM220 74V73H219ZM237 74V73H236ZM249 74H250V72H249ZM24 75V74H23ZM35 75H37V74H35ZM43 75V74H42ZM70 75V74H69ZM80 75H82L81 73H80ZM113 75V74H112ZM115 75V74H114ZM123 75H126V74H123ZM131 75V74H130ZM129 75V76H130ZM136 75V74H135ZM138 75V74H137ZM180 75V77H177V76H179ZM213 75V74H212ZM222 74H220V76H221ZM232 75V74H231ZM248 75V74H247ZM26 76V75H25ZM83 76V75H82ZM85 76L87 77V82H86V84H87V86H88V89L89 90H91V92H93L92 94H85L84 92H79L76 96H77V98L79 97V98H82V99H87V98H93L94 96H95V92H96V87H97V85H98V83H97V81L95 80V79H93V78H89V77H93V76H95V73H93V74H91V72L89 71V72H87V74H85ZM99 76V75H98ZM129 76H128V78H129ZM139 76H141V75H139ZM193 76V75H192ZM197 76H199V74L197 75ZM196 76V77H197ZM215 76V75H214ZM237 76V75H236ZM259 76V75H258ZM70 77H72V76H70ZM117 77V76H116ZM133 77V76H132ZM234 77V76H233ZM238 77V76H237ZM237 77H236V79H237ZM249 77H252L253 78V80H255V78H254V76L253 75H249ZM257 77V76H256ZM26 78H27V76H26ZM29 78V77H28ZM27 78V79H28ZM32 78L34 79V77L32 76ZM37 78V77H36ZM135 78V77H134ZM138 78H141L142 79V76L141 77H138ZM189 79H191L190 78V76L188 77ZM207 78V77H206ZM206 78H200L199 77V81H200V83H203V84H205L207 87H210V85H212L213 86V84H211L210 83V79H206ZM210 78V77H209ZM225 78V77H224ZM261 78V77H260ZM26 79V80H27ZM72 79H74V78H72ZM71 79V80H72ZM80 79V78H79ZM79 79H76V80H79ZM86 79V78H85ZM92 80L91 82H89V80ZM105 79V78H104ZM109 79V78H108ZM113 79H115V78H113ZM118 79V78H117ZM125 79V78H124ZM126 79H127V77H126ZM215 79V78H214ZM222 79V78H221ZM220 79V80H221ZM258 79V78H257ZM263 79H264V77H263ZM42 80V79H41ZM44 80V79H43ZM57 80V79H56ZM65 80V79H64ZM83 80H84V78H83ZM110 80V79H109ZM122 80V79H121ZM127 80H129V79H127ZM126 80V81H127ZM132 80V79H131ZM136 80V79H135ZM36 81V80H35ZM39 81H40V79H39ZM52 81V80H51ZM74 81V80H73ZM82 81V80H81ZM115 81V80H114ZM126 81H125V83H126ZM134 81V80H133ZM245 81V80H244ZM249 81V80H248ZM248 81H246V82H248ZM251 81V80H250ZM258 81H260L261 82V80L259 79ZM263 82H264V80H262ZM27 82H29V81H27ZM37 82V81H36ZM54 82H57V81H55V78H54ZM75 82V81H74ZM85 82V81H84ZM119 82V81H118ZM262 82V83H263ZM30 83V82H29ZM41 83V82H40ZM44 83H46V82H44ZM43 83V84H44ZM60 83V82H59ZM77 83H80V82H78L77 81ZM83 83V82H82ZM106 83V82H105ZM112 83H115V82H112ZM117 83V82H116ZM133 83V82H132ZM136 83V81L134 82V84ZM143 83H145L147 86H145L144 88H143V86H144V84ZM220 83V82H219ZM222 83V82H221ZM258 83V82H257ZM28 84V83H27ZM34 84V83H33ZM32 84V85H33ZM57 84V83H56ZM124 84V83H123ZM137 84V83H136ZM135 84V85H136ZM181 85V86H177V85ZM225 84H227V82L225 83ZM238 84V83H237ZM248 84V83H247ZM251 84V83H250ZM255 84V83H254ZM30 85V84H29ZM51 85H53L52 84V82H51ZM55 85V84H54ZM53 85V86H54ZM60 85V84H59ZM62 85V84H61ZM85 85V84H84ZM104 85V84H103ZM108 85V84H107ZM120 85V84H119ZM129 86L128 84H125V87H127V86ZM171 85H175V87L174 88H172V87H170ZM224 85V84H223ZM231 86H232V84H230ZM229 85V86H230ZM257 85H259V84H257ZM263 85V84H262ZM34 86V85H33ZM38 86H40V85H38ZM56 86V85H55ZM55 86H54V88H55ZM74 86V85H73ZM77 86V85H76ZM95 86V87H94ZM105 86V85H104ZM116 86V88H118L117 87V85H115ZM137 86V85H136ZM135 86V87H136ZM234 86V85H233ZM239 86H240V83H239ZM243 86V85H242ZM246 87H247V85H245ZM256 86V85H255ZM49 87V86H48ZM75 87V86H74ZM79 87V86H78ZM82 87H84V86H82ZM110 87V86H109ZM108 87V88H109ZM155 87V86H154ZM235 87V86H234ZM233 87V88H234ZM245 87V88H246ZM22 88V87H21ZM24 88V87H23ZM22 88V89H23ZM31 88V87H30ZM40 88H41V86H40ZM43 88V87H42ZM64 88V87H63ZM110 88H112V87H110ZM114 88V87H113ZM146 88H148L147 90H146ZM156 88V87H155ZM154 88V89H155ZM166 88V87H165ZM22 89H21V91L20 92H22ZM81 88H79V90H80ZM106 89H107V87H106ZM128 89V88H127ZM132 89H133V87H132ZM136 89H138V87L136 88ZM135 88H134V91L136 90ZM153 89V88H152ZM168 89V88H167ZM228 89V88H227ZM235 89V88H234ZM241 89V88H240ZM250 89V88H249ZM24 90H25V88H24ZM43 90V89H42ZM67 90V89H66ZM85 90V89H84ZM99 90H100V88H99ZM128 90H130V88L128 89ZM127 90V91H128ZM139 90V89H138ZM156 90H158V88L156 89ZM156 90H155V92H156ZM236 90L237 89H235V93H237L236 92ZM247 90V89H246ZM245 90V91H246ZM34 91V90H33ZM47 91V90H46ZM45 91V92H46ZM105 91V90H104ZM125 91V90H124ZM127 91H126V93H127ZM140 91V90H139ZM145 91H142L141 93H145ZM160 91V90H159ZM159 91H157V93L159 92ZM162 91H163V89H162ZM161 91V92H162ZM168 91V90H167ZM223 91V90H222ZM242 91V90H241ZM241 91H239V92H241ZM245 91H244V93H245ZM249 91V90H248ZM19 92V93H20ZM35 92H37V91H35ZM43 92V91H42ZM55 92V91H54ZM101 92V91H100ZM109 92V91H108ZM130 92H131V90H130ZM133 92V91H132ZM131 92V93H132ZM152 92V91H151ZM150 92V93H151ZM24 93V92H23ZM27 93V92H26ZM58 93V92H57ZM95 93V94H94ZM98 93V92H97ZM102 93V92H101ZM118 93V92H117ZM134 93V92H133ZM140 92H135L134 94H136V96H139V95H137V94H139ZM154 93V92H153ZM160 93V92H159ZM163 93L164 94H162V96H158L156 93H154V94H156L158 97H159V100H158V103H160V105L162 106V108L160 109L158 106H155V104H157L156 102H155V104H153V107H158V108H155V109H160L159 111H157V112H163V114L165 113V114H167V112H169V114L171 115V119H172V127H171V132H170V135L168 136L169 138H171L172 137V141H170L171 143H169L168 145H171L170 146V148L169 147H167L166 149L165 148H162V143L160 144L161 145V147L160 148H162L161 150H159L158 151V153H157V151H155V153H156V155H155V157H152V158H150V160H148V162H147V164H146V166H145V169H144V171L142 172V174H141V180H147V181H149V182H151L152 184H156L157 182H160V183H162V184H164V183H167V181H168V178L170 179V178H176V180H177V182H179L180 183V187H181V190L180 191H177V192H173V193H164L163 195H162V197L161 198H155V197H149L148 199H146L144 202H143V205H144V208H137L136 207V204H130V203H124L123 205H122V210H121V212H114V211H107V212H105L104 213V216H105V220L104 221H102V222H95V221H92V222H86V224H83V225H78V226H66V227H61V226H59V227H56V228H54V229H45V230H39V231H36V232H32V233H18V234H15V235H13V236H5V237H0V247H4V246H17V245H20V244H22V245H28V244H31V243H33V242H36L37 240H41V241H44V240H47L48 238H50V237H53V236H55V237H57V238H59L61 241H64V240H67L68 241V239H70L71 237H76V238H74V239H76L75 241L77 242V240L78 239H82V240H86V239H84V237L85 236H88V237H93L94 235L96 236V235H109L108 237H110V238H108L107 236H106V238H107V240L106 241H102L103 242V244L102 243H98L97 245H100L101 246V244H102V246H103V248L101 247L100 248V246H99V248H100V250L101 249H103V251L105 252V251H108L109 252V250L111 251V252H115L116 250V252L117 253H119L118 252V249H119V247H124L123 249H125V247L126 248H131V247H129V245L131 244V241H132V239L131 238H129L128 237V234H133V233H139V235H140V233L141 234H143L142 232L144 231V235L145 236H147L148 237V239L150 238V234L149 233H145V231H147L149 228H155V229H160V228H162V227H166L167 225L169 226L170 225V223L171 222H174L175 224H183L182 223V221H185V220H190V219H194L195 221H196V219L195 218H197V216H199L200 218H201V221H202V223L205 225V226H207V227H209V228H213V229H215V230H219L220 228H221V226H222V224H223V222H224V220H223V216H225L226 215V229H228L230 232H232V233H234L235 235L234 236H229L228 234H222L221 233V235H222V239H223V241H225V243H227V245L230 247V248H232V250H233V248H237V247H241V246H243L244 244V240H243V235H245V234H249V233H255V232H260V231H262L263 230V226H264V214L255 206V204H257V201H258V199H259V197H264V177L263 178H259V179H255V180H253L251 183H248V184H241V185H235V186H231L228 182H227V171H226V168H225V165H224V162L226 163L228 160H229V154L226 152V151H224L223 149H222V147H220V145H219V147L217 148V151L216 152H213L212 151V149L210 148V146H209V144L202 138V137H199V136H195V135H193L189 130H188V128H187V126L182 122V120L180 119V117L178 116V114L176 113V111L174 110V108L172 107V105H171V103L173 102V100H172V97H171V95L170 94H168V93H170V91L167 93V92H165V91H163ZM224 93V95H225V92H223ZM27 94H29V93H27ZM37 94H38V92H37ZM44 94V93H43ZM48 94H49V92H48ZM52 94H53V92H52ZM66 94V93H65ZM114 94V93H113ZM120 94V93H119ZM134 94H133V96H134ZM197 94V96H201V95H198ZM241 94H243V93H241ZM36 95V94H35ZM91 95H93V96H91ZM101 95V94H100ZM128 95V94H127ZM131 95V94H130ZM147 94H145V96H146ZM151 95H153V94H151ZM161 95V94H160ZM244 95V94H243ZM24 96V95H23ZM25 96H26V94H25ZM24 96V97H25ZM29 96V95H28ZM31 96V95H30ZM42 96H44V95H42ZM55 97H56V95H54ZM66 96V95H65ZM114 96H116V95H114ZM132 96V95H131ZM131 96H130V98H131ZM133 96H132V99H133ZM143 96H144V94H143ZM142 95L139 97V99L141 98V97H143ZM148 96V95H147ZM240 96V95H239ZM23 97V98H24ZM32 97H33V95L30 97L31 99H32ZM100 97V96H99ZM104 97H105V95H104ZM113 97V96H112ZM118 97V96H117ZM152 97V96H151ZM154 97H156V96H154ZM187 97H189L190 99V101L188 100H186V98ZM195 98H196V96H194ZM214 97V96H213ZM223 97V96H222ZM225 97V96H224ZM23 98H21V100L23 99ZM35 98V97H34ZM37 98V97H36ZM38 98H40L39 97V94H38ZM47 98V97H46ZM59 98V97H58ZM72 98V97H71ZM119 99H120V97H118ZM118 98H117V100H118ZM126 98H127V96H126ZM144 98V97H143ZM148 98H149V96H148ZM153 98V97H152ZM157 98V97H156ZM221 98V97H220ZM226 98V97H225ZM228 98V97H227ZM226 98V99H227ZM52 99V98H51ZM73 99V98H72ZM94 99V98H93ZM112 99V98H111ZM124 99V98H123ZM147 99V98H146ZM145 98H144V100H146ZM255 99H257V98H255ZM262 99H264V98H262ZM20 100V101H21ZM25 100H27L28 102H29V100L28 99H25ZM88 100H90V99H88ZM95 100V99H94ZM104 100H106V98L104 99ZM110 100V99H109ZM128 100H129V98H128ZM135 100V99H134ZM151 100V99H150ZM153 100V99H152ZM199 100V99H198ZM17 101V102H16ZM19 101V102H20ZM45 101V100H44ZM47 101V100H46ZM59 101H61V100H59ZM90 101H92V100H90ZM97 101V100H96ZM103 101V100H102ZM115 100H113V102H114ZM120 101V100H119ZM139 101V100H138ZM194 101V100H193ZM199 101H202L201 99L199 100ZM205 101H209V99L207 100H205ZM204 101V102H205ZM227 101V100H226ZM26 102V101H25ZM32 102H33V100H32ZM35 102V101H34ZM40 102V101H39ZM43 102V101H42ZM48 102L49 103H47V104H49V105H51V102L48 100ZM66 102V101H65ZM68 102H69V100H68ZM87 102V101H86ZM94 102V101H93ZM112 102V101H111ZM128 102V101H127ZM133 101H131V103H132ZM137 102V101H136ZM147 102H149V101H147ZM146 101H145V104L147 103ZM151 102L152 101H150V104H151ZM195 102V101H194ZM215 102V101H214ZM228 102H229V100H228ZM12 103V104H11ZM23 103H24V101H23ZM56 103V102H55ZM83 103H84V101H83ZM102 103V102H101ZM115 103H116V101H115ZM118 103V102H117ZM124 103V102H123ZM141 103V102H140ZM139 103V104H140ZM143 103V102H142ZM154 103V102H153ZM197 103V105H198V102H196ZM200 103V102H199ZM213 103V102H212ZM36 104H38V102H36ZM40 104V103H39ZM43 104V103H42ZM75 104H77V103H75ZM87 104V103H86ZM89 104H90V102H89ZM94 104V103H93ZM103 104V103H102ZM119 104H122V103H119ZM148 104V106H150L149 105V103H147ZM217 104V103H216ZM215 104V105H216ZM222 104H223V102H222ZM227 104V103H226ZM18 105H21V104H19L18 103ZM30 105V104H29ZM69 105H73V104H69ZM95 105H97V102H96V104ZM94 105V106H95ZM105 105V104H104ZM125 105H126V103H125ZM137 105V104H136ZM142 105V104H141ZM159 105V106H160ZM209 105V104H208ZM213 105V104H212ZM211 105V106H212ZM218 105V104H217ZM216 105V106H217ZM22 106V105H21ZM30 106H32V108H34V106L33 105H30ZM42 106V105H41ZM58 106H60V104L58 105ZM90 106H91V104H90ZM97 106H100L99 104L97 105ZM102 106V105H101ZM130 106V105H129ZM132 106V105H131ZM143 106H144V104H143ZM192 106V107H191ZM219 106V105H218ZM217 106V107H218ZM221 106V105H220ZM23 107V106H22ZM24 107H25V104H24ZM36 107V106H35ZM50 107V106H49ZM73 107V106H72ZM79 107V106H78ZM106 107V106H105ZM121 107H123V106H121ZM126 107V106H125ZM151 107V106H150ZM149 107V108H150ZM197 106H195V108H196ZM210 107V106H209ZM216 107V108H217ZM224 107H226L225 106V104H224ZM21 108V107H20ZM47 108V107H46ZM46 108H45V110H46ZM149 108H147V109H149ZM182 108V107H181ZM205 108V107H204ZM207 108V107H206ZM15 109V108H14ZM22 109V108H21ZM48 109V108H47ZM93 109V108H92ZM98 109V111L100 110L99 108H97ZM124 109V108H123ZM131 109H136V108H131ZM140 109V108H139ZM142 109V108H141ZM152 109V108H151ZM194 109V108H193ZM214 109H215V107H214ZM219 109V108H218ZM57 110V109H56ZM129 111H132V110H130V109H128ZM142 110H144V114H146L145 113V109H142ZM150 110V109H149ZM153 110H154V108H153ZM153 110H151V112L153 111ZM187 110V112H185ZM210 110V109H209ZM216 110V109H215ZM221 110V109H220ZM259 110H261V109H259ZM14 111V112H13ZM23 111V110H22ZM30 111V110H29ZM38 111V110H37ZM58 111V110H57ZM63 111V110H62ZM79 111H81V110H79ZM101 111V110H100ZM122 111V110H121ZM124 111V110H123ZM146 111H148V110H146ZM213 112H215L214 110H212ZM17 112V111H16ZM25 112V111H24ZM23 112V113H24ZM39 112V111H38ZM44 112V111H43ZM69 112V111H68ZM106 112V111H105ZM133 112H137V111H133ZM157 112L155 113V114H157ZM193 112V113H192ZM208 112V111H207ZM35 113H36V111H35ZM132 113V112H131ZM142 113V114H143ZM36 114H38V113H36ZM68 114V113H67ZM119 114H120V112H119ZM144 114L142 115V116H144ZM148 115H149V113H147ZM160 114V113H159ZM169 114L167 115L168 117H169ZM210 114H214V113H209V115ZM221 120H225L224 119V117H223V114L218 110L217 111V113H215ZM264 114V113H263ZM19 115H17V116H19ZM29 115V114H28ZM40 115V114H39ZM42 115L44 116L45 114L44 113H42ZM51 115V114H50ZM62 115V114H61ZM85 114L83 113V116H84ZM129 115V114H128ZM148 115H147V117H148ZM153 115V114H152ZM152 115H151V117H152ZM22 117H24L23 115H21ZM31 116V115H30ZM67 116V115H66ZM86 116H87V114H86ZM134 116H136V115H134ZM134 116H133V118H134ZM137 116H140V114L139 115H137ZM161 116L162 117H165L166 115H162V113H161ZM160 116V117H161ZM27 117V116H26ZM33 117V116H32ZM47 117V116H46ZM50 117V116H49ZM94 117V116H93ZM141 117V116H140ZM168 117H167V119H168ZM210 117H212V115H210ZM210 117H209V119H210ZM16 118V119H15ZM20 118V117H19ZM18 118V119H19ZM31 118V117H30ZM29 118V119H30ZM51 119H52V117H50ZM89 118V117H88ZM213 118V117H212ZM8 119V120H7ZM25 119V118H24ZM33 119V118H32ZM31 119V120H32ZM41 119H43V117L41 118ZM46 119V118H45ZM78 119V118H77ZM86 119H87V117H86ZM119 119H121V120H123V115H121L120 114V116H119ZM165 119H166V117H165ZM169 119H170V117H169ZM208 119V118H207ZM20 120H21V118H20ZM47 120H48V118H47ZM116 120H118V119H116ZM144 120V119H143ZM149 119H147V121H148ZM152 120V121H151ZM151 120H150V122H153V118H151ZM157 120V119H156ZM212 120V119H211ZM26 121V120H25ZM43 121H44V119H43ZM57 121H59V120H57ZM60 121H62V120H60ZM81 121V120H80ZM79 121V122H80ZM132 121V120H131ZM140 121H141V119H140ZM161 121V122H160ZM159 122H160V125L162 124V121L164 122V120L162 119V120H160ZM170 121V120H169ZM19 121H17V123H18ZM36 122V121H35ZM49 122V121H48ZM63 122V121H62ZM90 122V121H89ZM149 122V121H148ZM159 122H158V124H159ZM166 122V121H165ZM164 122V123H165ZM223 122V121H222ZM227 122V121H226ZM8 123V124H9ZM16 123V122H15ZM30 123H32V121L30 122ZM52 123H53V121H52ZM136 123V122H135ZM142 125H144L145 123H144V121H143V123H142V121L140 122ZM147 123V122H146ZM154 123V122H153ZM152 123V124H153ZM171 123V122H170ZM14 124V123H13ZM19 125H20V123H18ZM27 124V123H26ZM44 124H46V123H44ZM87 124V123H86ZM130 124V123H129ZM157 124V123H156ZM155 124V125H156ZM157 124V125H158ZM169 124V123H168ZM212 125L214 124V123H211ZM3 125H5V127H3L5 130V132L3 133V128H2V126ZM12 125V124H11ZM17 125V124H16ZM25 125V124H24ZM23 125V126H24ZM42 125V124H41ZM47 125V124H46ZM55 125H58V124H55ZM69 125V124H68ZM75 125H77V124H75ZM147 126H149L150 125V123H149V125L148 124H146ZM154 125V124H153ZM153 125H152V127H153ZM155 125H154V127H155ZM165 125H167V123L166 124H164L163 125V127L165 126ZM199 125H201L202 127H203V129L204 130H207V128L201 123V124H199ZM231 125V124H230ZM9 126V125H8ZM13 126H15V125H13ZM22 126V125H21ZM23 126H22V128H23ZM28 126V125H27ZM36 126H38V124L36 125ZM59 126V125H58ZM62 126V125H61ZM60 126V127H61ZM80 126V125H79ZM110 126H111V128H113L114 130H113V134L111 135V136H113L114 137V135H116L117 134V132L119 131V132H121V131H123V130H125V128H127V123L125 122L123 125H120V124H110ZM138 126H140V124L138 123ZM137 126V127H138ZM147 126H144V128L146 127V129L145 130H147ZM151 126V125H150ZM149 126V127H150ZM168 126V125H167ZM167 126H166V128H167ZM169 126H170V124H169ZM16 128H17V126H15ZM14 127V129H15V133L17 134V137H18V131H17V129ZM39 127V126H38ZM97 127V126H96ZM142 127V126H141ZM161 127V126H160ZM12 128V127H11ZM44 128V127H43ZM89 128V127H88ZM143 128V129H144ZM38 129V128H37ZM52 129V128H51ZM93 129H94V126H93ZM128 129V128H127ZM161 129V128H160ZM164 129V128H163ZM168 129V128H167ZM167 129H165V130H167ZM170 129V128H169ZM168 129V130H169ZM20 130H21V128H20ZM19 130V132H21ZM54 130V129H53ZM52 130V131H53ZM91 130H92V127H91ZM138 130V129H137ZM142 130V129H141ZM151 130H153V129H151L150 128V132H151ZM13 131V130H12ZM31 131V130H30ZM46 131V130H45ZM90 131V130H89ZM134 131V130H133ZM156 133L158 134V130L156 129ZM8 132H10L9 130H8ZM24 132H25V130H24ZM24 132H21V133H24ZM33 132V131H32ZM49 132V131H48ZM140 132V129H139V131H138V133ZM141 132H143V131H141ZM144 132H146V131H144ZM165 132H167V131H165ZM165 132H163V133H165ZM11 133V132H10ZM10 133H8L9 134V136H10ZM27 133V132H26ZM25 133V134H26ZM40 133V132H39ZM38 133V134H39ZM134 133V132H133ZM146 133H148V131L146 132ZM156 133H154V131H153V133H150V134H153V135H155ZM7 134V133H6ZM8 134H7V136H8ZM41 134V133H40ZM54 134V133H53ZM121 134V133H120ZM126 134V133H125ZM160 134H162V133H160ZM159 134V135H160ZM24 135V134H23ZM31 135V134H30ZM136 135V134H135ZM140 135V134H139ZM139 135L137 136V137H139ZM144 135V134H143ZM148 135V134H147ZM164 135V134H163ZM3 136V137H2ZM22 136V135H21ZM20 136V137H21ZM25 136V135H24ZM28 136V135H27ZM36 136H37V134H36ZM46 136V135H45ZM132 136V135H131ZM141 136H142V134H141ZM149 136V135H148ZM160 136H162V135H160ZM165 136V135H164ZM164 136H163V138H164ZM167 136V135H166ZM165 136V137H166ZM4 137H5V140L8 142V144H7V142L5 141V144H4V146L2 145V143H1V139L3 138L4 139ZM16 137V136H15ZM23 137V136H22ZM28 137H30V136H28ZM35 137V136H34ZM48 137V136H47ZM113 137H110V135H109V137H101L100 139H98V140H93V141H90L89 143H86V150L90 153V154H92V153H94V152H96V151H99V150H105L107 147V145H109L110 143H112V142H114V138ZM123 137V136H122ZM133 137V136H132ZM146 137V136H145ZM150 137H152V136H150ZM156 137H158V136H156ZM167 137V139H169ZM25 138H27V137H25ZM39 138V137H38ZM135 138V136L133 137V139ZM143 138V137H142ZM159 138V137H158ZM2 139V140H3ZM20 139V138H19ZM21 139H23V138H21ZM28 140H30L29 138H27ZM56 139H58V138H56ZM117 139V138H116ZM132 139V138H131ZM138 139V138H137ZM17 140V139H16ZM32 140L34 141V139L32 138ZM38 140V139H37ZM122 140V139H121ZM140 140H141V138H140ZM143 140V139H142ZM146 140V139H145ZM155 139H153V141H154ZM162 140V139H161ZM4 141V140H3ZM2 141V142H3ZM24 141H25V139H24ZM45 141V140H44ZM53 141V140H52ZM51 141V142H52ZM126 141H127V139H126ZM134 141H135V139H134ZM153 141H151V142H153ZM160 141V140H159ZM13 142V141H12ZM11 142V143H12ZM26 142V141H25ZM39 142V141H38ZM42 142V141H41ZM138 142V141H137ZM214 142V140L213 139H211V143H213ZM10 143V144H11ZM22 143V142H21ZM20 143V144H21ZM29 143H31V142H29ZM131 143H133V142H131ZM130 142L128 143V144H131ZM138 143H140V142H138ZM159 143V142H158ZM166 143V142H165ZM19 144V143H18ZM116 144V143H115ZM146 144V143H145ZM145 144H143V145H145ZM5 145H7V146H5ZM31 145V144H30ZM113 145V144H112ZM125 145H127V144H125ZM12 146H13V144H12ZM20 146V145H19ZM33 146H35V145H33ZM49 146V145H48ZM131 146V145H130ZM140 146V145H139ZM142 146V145H141ZM140 146V147H141ZM167 146V145H166ZM165 146V147H166ZM11 147V146H10ZM21 147H22V145H21ZM135 147H136V145H135ZM143 147V146H142ZM9 148V147H8ZM23 148V147H22ZM130 148H132V146L130 147ZM134 148V147H133ZM144 148V147H143ZM145 148L146 149H148V147H146L145 146ZM3 149V148H2ZM12 149V148H11ZM11 149H9V150H11ZM14 149V148H13ZM137 149V148H136ZM139 149V148H138ZM150 149H151V147H150ZM157 149V148H156ZM159 149V148H158ZM8 150V151H9ZM127 151H128V149H126ZM149 150V149H148ZM153 150V149H152ZM6 151V150H5ZM14 151H16V150H14ZM124 151V150H123ZM126 151V152H127ZM132 151V150H131ZM3 152V151H2ZM44 152V151H43ZM134 152V151H133ZM144 152V151H143ZM151 152H153V151H151ZM150 152V153H151ZM245 152V151H244ZM5 153V152H4ZM11 153V152H10ZM25 153V152H24ZM42 153V152H41ZM137 153V152H136ZM9 154V153H8ZM14 154V153H13ZM44 154V153H43ZM98 154H99V152H98ZM138 154V153H137ZM4 154L3 153H1L0 154V159L3 157L4 158V156H3ZM6 155V154H5ZM100 155V154H99ZM132 155H133V153H132ZM145 155V154H144ZM149 155V154H148ZM246 155V154H245ZM7 156V155H6ZM134 156V155H133ZM132 156V157H133ZM146 156V155H145ZM165 156V157H164ZM37 157H38V155H37ZM37 157L35 158L36 160H37ZM128 157H130V156H128ZM173 157L175 158H177V159H184V158H188V157H190V158H192V159H195V160H203V162H207L205 159H208V161L209 162H211V163H213V164H215L217 167H218V170H219V175H221V177L225 180V182H226V184H225V187H216V186H213V192L212 193H210V194H205V195H203V196H199V197H195V198H192V196H194V195H196V194H198V192H189V193H186V191H185V182H182L181 181V178H180V176L175 172V171H168L167 170V163H169V162H167L168 160L170 161V158H172L171 160H173ZM47 158V160L48 159H51L50 157L48 158V157H46ZM118 161H120L121 160V157L120 158H116ZM128 159V158H127ZM130 160V159H129ZM131 162H132V160H130ZM3 162V161H2ZM1 162V164L3 165V163ZM190 162H192V161H190ZM189 162V163H190ZM99 163H101V162H99ZM171 164V163H170ZM1 165V166H2ZM132 165V164H131ZM172 165V164H171ZM126 166V165H125ZM5 168V167H4ZM174 167H172L171 169H173ZM101 169V168H100ZM142 169V168H141ZM0 170H2V169H0ZM32 170V169H31ZM33 173V172H32ZM16 174H15V171L13 172V174H12V176H10V177H7V176H3V174H1L0 175V186H2V185H6V184H9L10 183V187H12V188H14V186L16 185H19V181H18V179L16 178V176H15ZM41 177H42V175H40ZM138 176V175H137ZM170 182V181H169ZM142 184V183H141ZM169 186V185H168ZM163 187V186H162ZM170 187V186H169ZM161 188V187H160ZM164 188H165V186H164ZM153 189V188H152ZM156 189V188H155ZM166 189V188H165ZM57 190V189H56ZM35 191V190H34ZM157 191V190H156ZM33 192V191H32ZM31 192V193H32ZM8 194V193H7ZM28 195H29V193H28ZM93 197L96 199L97 198V193L96 192H94L93 194ZM2 196V195H1ZM4 196V195H3ZM2 196V197H3ZM8 196V195H7ZM34 196V195H33ZM10 197V196H9ZM28 197V196H27ZM31 197V196H30ZM35 197V196H34ZM4 198V197H3ZM80 198L82 199V200H84V206H85V208L86 209H88L89 210V200H88V198H87V196L85 195V194H82L81 196H80ZM124 198V197H123ZM6 199H7V197H6ZM10 199V198H9ZM125 199V198H124ZM29 200V199H28ZM10 201V200H9ZM32 201V200H31ZM6 202H8V200L6 201L5 200V202L4 203H6ZM102 202V201H101ZM9 203V202H8ZM105 203V202H104ZM259 204L258 205H263V202L261 201V202H258ZM102 204V203H101ZM11 205V204H10ZM11 208H13V207H11ZM234 208V210L233 211H230V209H233ZM107 209V208H106ZM2 211V210H1ZM139 211H142V212H144L145 211V213L144 214H142V215H132V214H130V213H132V212H139ZM3 213V212H2ZM1 214V213H0ZM1 216V215H0ZM4 216V215H3ZM48 216V215H47ZM4 220V217L3 218H1V220ZM239 219V220H238ZM2 222H4V221H2ZM198 224V223H197ZM186 225H187V223H186ZM185 227V226H184ZM168 228V227H167ZM166 228V229H167ZM166 231V230H165ZM168 231V230H167ZM148 232V231H147ZM169 232H170V230H169ZM168 232V233H169ZM176 232H178V231H176ZM183 232H185V231H183ZM190 232V231H189ZM253 233V234H254ZM136 234V235H137ZM148 234H149V236H148ZM200 234V233H199ZM90 235H92V236H90ZM138 235V236H139ZM143 235V236H144ZM152 237H154V239H155V236H154V233H152ZM201 235V234H200ZM84 236V237H83ZM94 236V237H95ZM140 236H142V235H140ZM253 236V235H252ZM83 237V238H82ZM97 237V236H96ZM101 239H102V237L101 236H99ZM104 237V236H103ZM175 237V236H174ZM78 238V239H77ZM261 238V237H260ZM55 239V238H54ZM88 239V238H87ZM90 239L91 238H89V240H87L88 242L90 241ZM101 239H99V240H101ZM104 239V238H103ZM102 239V240H103ZM152 239V241H154L153 240V238H151ZM158 239V238H157ZM249 239H251V238H249ZM94 240H95V238H94ZM94 240L93 239H91V241H93L94 242ZM144 240V239H143ZM142 240V241H143ZM156 240V239H155ZM160 240V239H159ZM186 241V243L188 244V246H190V247H192V245H191V242H190V240H189V238L188 237H186V239H185ZM49 241V240H48ZM57 241H59V240H57ZM70 242H72V240L70 239L69 240ZM79 241V240H78ZM81 241V240H80ZM80 241H79V244H78V246L79 245H81V243H80ZM141 241V242H142ZM145 241V240H144ZM143 241V242H144ZM148 241V240H147ZM147 241H146V244H147ZM150 241V240H149ZM249 241V240H248ZM50 242V241H49ZM65 242V241H64ZM70 242H69V244H70ZM87 243L86 241H83L82 242V244L83 243ZM96 242H98V240H96ZM96 242H94V244H96ZM134 242V244H135V241H133ZM37 243H38V241H37ZM43 243V242H42ZM45 243V242H44ZM51 243V242H50ZM68 243V242H67ZM66 243V244H67ZM78 243V242H77ZM76 243V244H77ZM158 243V242H157ZM160 243V242H159ZM168 243V242H167ZM59 244V243H58ZM148 244L149 245H152V243H149L148 242ZM153 244H154V246H155V243L153 242ZM33 245V244H32ZM38 245V244H37ZM46 245V244H45ZM51 245V244H50ZM63 245H65V244H63ZM72 245H73V243H72ZM87 245V244H86ZM88 245H91V243L89 242V244ZM132 245V244H131ZM148 245V246H149ZM30 246V245H29ZM68 246H70V245H67L66 247H68ZM74 246V245H73ZM72 246V247H73ZM83 246V247H82ZM82 246H80V247H75L74 249H76V250H78V251H80V249L79 248H84V245H82ZM92 246L94 247V245L92 244ZM154 246L153 247H151V248H154ZM33 247V249H34V247L35 246H32ZM59 247V246H58ZM61 247H62V245H61ZM66 247H63V250H64V248H66ZM90 247V246H89ZM88 247V248H89ZM133 247V246H132ZM135 247V246H134ZM133 247V248H134ZM143 247V246H142ZM15 248V247H14ZM30 248V247H29ZM81 248V250H83ZM87 248V249H88ZM120 248V251H122L123 249H121ZM132 248V249H133ZM137 248H138V246H137ZM148 248H150V247H148ZM148 248H147V246H146V248L145 249H141V251L143 250V252H144V250H145V253L148 251ZM38 249V248H37ZM74 249H73V251H74ZM86 249V247H85V251L87 250ZM91 249V248H90ZM89 249V250H90ZM95 249V248H94ZM146 249H147V251H146ZM162 249V248H161ZM16 250V249H15ZM19 250H22V249H19ZM27 250V249H26ZM36 250V249H35ZM42 250V249H41ZM58 249H56V251H57ZM70 250V247L68 248V251ZM83 250V251H84ZM92 250V249H91ZM95 250H97V247H96V249ZM130 250L131 249H129V250H126L127 252H122V253H124V254H129L128 253V251L130 252ZM136 250V249H135ZM235 250V249H234ZM245 251H247L246 249H244ZM23 251V250H22ZM50 251V250H49ZM72 251V250H71ZM78 251H76L77 253H78ZM82 251V252H83ZM88 251V250H87ZM93 251V250H92ZM92 251H90V252H92ZM137 251V250H136ZM152 251H154V250H152ZM151 251V252H152ZM241 251H242V249H241ZM47 252V251H46ZM59 252V251H58ZM64 252H65V250H64ZM64 252L62 251V253H61V255H63V257L64 256H66L65 254H67V252H65V254H64ZM75 252V251H74ZM89 252V251H88ZM87 252V253H88ZM89 252V253H90ZM96 252V251H95ZM99 252V251H98ZM103 252V253H104ZM108 252H106V253H108ZM133 252V251H132ZM132 252H130V254L132 253ZM139 252V251H138ZM142 252V253H143ZM171 252V251H170ZM45 253V252H44ZM48 253V252H47ZM53 253H54V251H53ZM52 252H51V254H53ZM75 253V256L76 255H78V254H80L81 253V251H80V253ZM97 253V252H96ZM100 253L101 252H99V253H97V254H99L100 255ZM102 253V254H103ZM117 253H115V254H117ZM134 253H135V251H134ZM133 253V254H134ZM140 253V252H139ZM148 253H149V251H148ZM153 253V252H152ZM163 253V252H162ZM36 254H37V252H36ZM39 254V253H38ZM43 254V253H42ZM50 254V255H51ZM70 254V256H71V253H69ZM68 254V255H69ZM93 254H95L94 252H93ZM110 254V253H109ZM123 254V255H124ZM132 254V255H133ZM40 255V254H39ZM39 255H37V256H39ZM49 255V254H48ZM67 255V257H69ZM72 255H74V254H72ZM84 255H86V253L84 254ZM83 255V256H84ZM122 255V256H123ZM142 255V254H141ZM147 255V254H146ZM151 255V253H149V256ZM153 255H154V257H156L155 256V254L153 253ZM153 255H151V256H153ZM4 256V255H3ZM46 256V254L44 255V257ZM88 256H92V255H88ZM110 256H111V254H110ZM110 256L108 255L107 257H108V259L110 258ZM119 256V255H118ZM121 256V257H122ZM150 256V257H151ZM1 257V256H0ZM47 257V256H46ZM59 257V256H58ZM62 257V256H61ZM62 257V258H63ZM72 257V256H71ZM71 257H69L68 258V260L71 258ZM77 257V256H76ZM81 257H82V255H81ZM85 257V256H84ZM94 257H96V259H97V256H95L94 255ZM101 257H102V255H101ZM103 257H106V256H104V254H103ZM113 257H115V255L114 256H112V259H114ZM123 257H125V255L123 256ZM137 258H138V255L136 256ZM197 257V256H196ZM9 258H10V256H9ZM30 258V257H29ZM41 258H42V255H41ZM65 258V257H64ZM86 258H88L87 256H86ZM91 258H93V257H89L88 258V260L90 259L91 260ZM99 258L100 257H98V260H99ZM117 259L116 260H118V257H116ZM120 258V257H119ZM132 258V257H131ZM136 258V261L137 260H139V259H137ZM248 258H250V257H248ZM255 258H257L256 256H255ZM40 259V258H39ZM43 259V258H42ZM51 259H53V257H51ZM59 259V258H58ZM72 259H74V258H72ZM85 259V258H84ZM94 259V258H93ZM102 259V258H101ZM106 259V258H105ZM104 258L102 259V260H105ZM151 259V258H150ZM160 259V258H159ZM206 259V258H205ZM252 259V258H251ZM250 259V260H251ZM3 260V259H2ZM17 260V259H16ZM32 260H34V259H32ZM37 260V259H36ZM49 260V259H48ZM61 260H63V259H61ZM65 261L67 260V258L66 259H64ZM63 260V261H64ZM78 260H83V258H78ZM89 260V261H90ZM102 260H99V261H101V263H103V261ZM110 260V259H109ZM115 259H114V261H116ZM120 260V259H119ZM118 260V261H119ZM126 259H124L123 261H125ZM133 260V259H132ZM145 260V259H144ZM158 260V259H157ZM249 260V259H248ZM29 261H31V259L29 260ZM43 261V260H42ZM74 261V260H73ZM86 260H84L83 262H85ZM99 261L97 262V264L99 263ZM107 261V260H106ZM113 261V262H114ZM121 261V260H120ZM128 261V263L127 264H130L129 263V260H127ZM140 261V260H139ZM253 261V260H252ZM34 261H32L31 263H33ZM44 262V261H43ZM59 262V261H58ZM67 262V261H66ZM81 262V261H80ZM82 262V263H83ZM92 262H94V261H92ZM91 262V264H94V263H92ZM105 262V261H104ZM109 262V261H108ZM113 262H111V260H110V264H112ZM245 262V261H244ZM14 263H16L15 261H14ZM63 263V262H62ZM68 263H72V262H68ZM75 264H77L76 263V261L74 262ZM73 263V264H74ZM81 263V264H82ZM120 263V262H119ZM38 264H40V263H38ZM57 264V263H56ZM65 264V263H64ZM107 264V263H106ZM122 264H124L123 262H122ZM136 264V263H135ZM140 264V263H139ZM149 264V263H148ZM163 264V263H162ZM247 264V263H246ZM263 264V263H262Z\"/></svg>",
    "mask_w": 264,
    "mask_h": 264
},
{
    "label": "crops",
    "instance_id": "3",
    "mask_svg": "<svg viewBox=\"0 0 264 264\" xmlns=\"http://www.w3.org/2000/svg\"><path fill=\"white\" fill-rule=\"evenodd\" d=\"M127 3L118 7L119 9L114 11V19L118 22L135 23L138 25H143L151 20L159 19V10L160 7L165 4L168 0H126ZM73 2H70L64 5V8H77V6H72ZM94 6H90V3H86L85 8H107L102 5V2H93ZM99 13L96 11L95 17L98 18ZM260 127H255V145H254V156L255 161L254 164L246 169L241 168L240 171L244 172V178L241 184L251 183L255 179L264 177V120H261L257 123ZM256 124V125H257ZM80 144H76L71 140L65 141L62 144L56 146V153L62 154L64 156V160H66V164H68L71 169L68 170L69 178L74 181V186L78 187L80 190L83 187V182L86 180L85 174V166H86V158L81 155L79 152ZM242 154H239L241 156ZM237 156V154H235ZM260 157V160H259ZM53 177L56 178V170L52 172ZM57 182V181H56ZM194 192H198V194L192 196V198L203 196L205 194H210L214 190L210 188V186H199L198 188L191 190ZM190 191V192H191ZM112 192L111 197L112 200H117L116 193ZM116 197V198H115ZM144 202V201H143ZM142 199L137 201L131 200L128 201L130 204H136L137 208H144ZM256 207L264 214V206H260L255 204ZM133 214H141V213H133ZM224 231H221L224 234ZM208 232V238H211L210 241L206 245L207 256L204 264H217L216 259H219L220 264H249L251 262L252 257H257V261L254 264H264V230L256 232L254 234L253 244L247 247V251L252 256H247L245 254H241L239 256L237 252H233L229 250L223 243L222 235ZM229 236H234L235 234L230 232ZM261 237V238H260ZM218 244V245H216ZM204 254L200 249V255ZM250 257V258H248ZM246 258V259H245ZM249 259V260H248ZM245 261V262H244ZM250 261V262H249ZM190 264H195L194 259L190 262Z\"/></svg>",
    "mask_w": 264,
    "mask_h": 264
}]
</instances>
